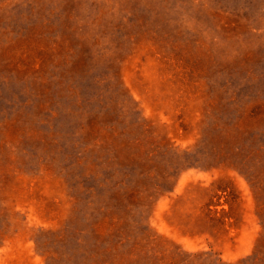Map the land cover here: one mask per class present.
<instances>
[{
	"label": "rangeland",
	"instance_id": "obj_1",
	"mask_svg": "<svg viewBox=\"0 0 264 264\" xmlns=\"http://www.w3.org/2000/svg\"><path fill=\"white\" fill-rule=\"evenodd\" d=\"M0 264H264V0H0Z\"/></svg>",
	"mask_w": 264,
	"mask_h": 264
}]
</instances>
